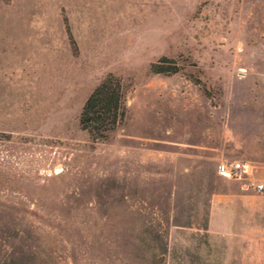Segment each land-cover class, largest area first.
<instances>
[{"label":"rangeland","instance_id":"rangeland-1","mask_svg":"<svg viewBox=\"0 0 264 264\" xmlns=\"http://www.w3.org/2000/svg\"><path fill=\"white\" fill-rule=\"evenodd\" d=\"M225 161L264 185V0H0V264H264V191Z\"/></svg>","mask_w":264,"mask_h":264},{"label":"trees","instance_id":"trees-1","mask_svg":"<svg viewBox=\"0 0 264 264\" xmlns=\"http://www.w3.org/2000/svg\"><path fill=\"white\" fill-rule=\"evenodd\" d=\"M153 74L174 75L178 72L171 61L161 58L150 66ZM120 81L108 75L83 103L78 125L81 131L104 139L107 132L114 130L125 115Z\"/></svg>","mask_w":264,"mask_h":264},{"label":"built area","instance_id":"built-area-1","mask_svg":"<svg viewBox=\"0 0 264 264\" xmlns=\"http://www.w3.org/2000/svg\"><path fill=\"white\" fill-rule=\"evenodd\" d=\"M215 172L222 180L239 183V188L243 192L262 193L264 191V185L254 178V168L247 161L219 162Z\"/></svg>","mask_w":264,"mask_h":264}]
</instances>
